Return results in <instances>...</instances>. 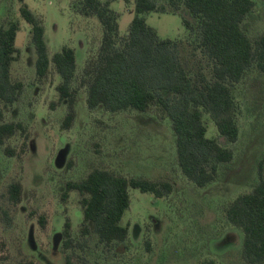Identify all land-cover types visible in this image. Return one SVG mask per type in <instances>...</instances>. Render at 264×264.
<instances>
[{
	"label": "rangeland",
	"instance_id": "obj_1",
	"mask_svg": "<svg viewBox=\"0 0 264 264\" xmlns=\"http://www.w3.org/2000/svg\"><path fill=\"white\" fill-rule=\"evenodd\" d=\"M105 1V0H101ZM165 12L144 14L146 23L160 38L179 40V54L188 73L207 69L206 60L195 49L196 21L182 0H155ZM244 22L249 38L264 31V0ZM42 22L48 55L64 44L75 51V73L71 85L77 88L76 116L70 129L60 128L66 112L62 101L54 109L55 85L60 77L51 71L42 81L35 79V52L30 26L19 14V0H0V19L8 13L17 21L15 59L11 78L23 83L17 100L4 113L5 121H21L28 131V148L21 159L7 156L5 146L18 148L22 138L13 137L0 145V264H63L62 228L66 217L75 246L67 250L75 264H198L213 259L217 264H245L240 258L242 232L223 216L222 207L238 194L249 191L257 180L255 162L264 152V74L249 69L232 90L237 103L238 138L227 142L218 135L207 113L206 135L231 147L234 158L223 174L204 187H197L176 163L173 137L167 119L136 111L108 112L97 106L88 109L86 88L79 84L86 60L96 53L102 37L99 20L80 9L78 0H24ZM118 32L116 46L125 36L134 15V3L110 0ZM9 9V10H8ZM71 167L64 170L66 161ZM94 167L106 168L126 177L168 179L172 191L155 197L129 188V207L121 217L128 225L125 241L105 245L90 231L80 233L82 211L77 192L66 202L60 198L66 180L82 178ZM13 181L22 185L21 200L13 205L7 188ZM42 218V223L39 222Z\"/></svg>",
	"mask_w": 264,
	"mask_h": 264
},
{
	"label": "trees",
	"instance_id": "obj_2",
	"mask_svg": "<svg viewBox=\"0 0 264 264\" xmlns=\"http://www.w3.org/2000/svg\"><path fill=\"white\" fill-rule=\"evenodd\" d=\"M134 3V15L125 36L116 46L118 22L109 7L110 0H78L80 9L94 15L102 26L99 47L85 62L79 84L85 86L88 109L101 106L108 112L136 111L167 119L173 137L176 163L182 174L197 187L217 181L223 168L234 158L231 147L220 145L206 135L203 114L213 121L218 135L229 143L238 138L237 103L232 87L249 69L264 74V31L252 39L244 22L251 14L253 0H182L195 25L182 18L183 25L196 30L195 49L206 60L207 69L199 67L187 72L180 58V41L160 38L146 23L144 14L164 13L155 0H123ZM21 18L30 26V42L35 52V79L44 81L53 71L60 77L55 85L54 109L66 102L60 128L70 129L76 111L77 88L71 85L75 73V51L64 44L48 55L42 22L24 0H19ZM9 10V9H8ZM18 22L10 14L0 19V145L13 137H21L18 148L5 146L7 156L21 159L28 148L29 131L21 121H5L4 113L20 95L21 81L11 78L10 64L15 59L14 40ZM66 161L64 170L71 167ZM257 180L249 191L238 194L222 207L225 219L242 232L240 258L245 264H264V152L255 162ZM129 188L163 197L172 191L168 179L144 176L126 177L106 168L94 167L82 178L66 180L60 194L66 202L71 191L77 192L82 211L80 233L92 231L98 240L111 245L125 241L128 225L120 220L129 207ZM13 205L21 200L22 185L13 181L7 188ZM42 223V218H39ZM63 264H75L67 250L75 246L70 233V220L62 228ZM18 264H35L24 260ZM198 264H217L213 259Z\"/></svg>",
	"mask_w": 264,
	"mask_h": 264
}]
</instances>
